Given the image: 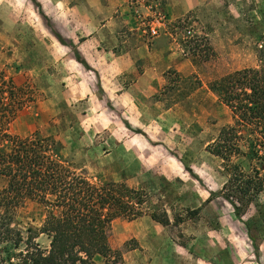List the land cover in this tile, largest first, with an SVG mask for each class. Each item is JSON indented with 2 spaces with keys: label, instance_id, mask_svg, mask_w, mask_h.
Wrapping results in <instances>:
<instances>
[{
  "label": "rangeland",
  "instance_id": "obj_1",
  "mask_svg": "<svg viewBox=\"0 0 264 264\" xmlns=\"http://www.w3.org/2000/svg\"><path fill=\"white\" fill-rule=\"evenodd\" d=\"M153 38L177 67L153 69ZM250 70L264 78V0H0V78L22 101L10 133L50 138L90 183L136 191L141 209L168 218L114 219L121 264H264V193L237 218L208 149L240 122L220 89L244 78L239 93ZM44 218L25 200L14 224L26 237Z\"/></svg>",
  "mask_w": 264,
  "mask_h": 264
},
{
  "label": "trees",
  "instance_id": "obj_2",
  "mask_svg": "<svg viewBox=\"0 0 264 264\" xmlns=\"http://www.w3.org/2000/svg\"><path fill=\"white\" fill-rule=\"evenodd\" d=\"M242 73L251 77H246V87L238 88L239 93L235 86L244 78L228 82L226 91L220 89L240 122L223 128L208 146L222 160L226 176L218 195L237 218L264 193V78L254 70ZM21 103L12 99L0 78V264H94L97 255L105 264H121V252L108 243L114 219L134 220L146 214L168 224L166 214L149 213L133 202L138 192L113 183H90L63 160L50 138L35 132L25 137L11 134L9 126ZM240 133L248 136L246 147L240 144ZM25 200L37 202L45 212L42 226L35 233L27 229L26 237L14 224ZM41 234L51 241L48 249L34 241Z\"/></svg>",
  "mask_w": 264,
  "mask_h": 264
},
{
  "label": "crops",
  "instance_id": "obj_3",
  "mask_svg": "<svg viewBox=\"0 0 264 264\" xmlns=\"http://www.w3.org/2000/svg\"><path fill=\"white\" fill-rule=\"evenodd\" d=\"M152 45L153 48L148 51V55L153 59L152 67L156 72L160 73L163 70L178 66L179 62L176 59V52H174L171 45L163 44L158 38H153ZM147 74L146 72L145 75ZM137 82L139 81L137 80Z\"/></svg>",
  "mask_w": 264,
  "mask_h": 264
},
{
  "label": "built area",
  "instance_id": "obj_4",
  "mask_svg": "<svg viewBox=\"0 0 264 264\" xmlns=\"http://www.w3.org/2000/svg\"><path fill=\"white\" fill-rule=\"evenodd\" d=\"M151 34L153 36H156L158 34L157 30L155 28H151Z\"/></svg>",
  "mask_w": 264,
  "mask_h": 264
}]
</instances>
